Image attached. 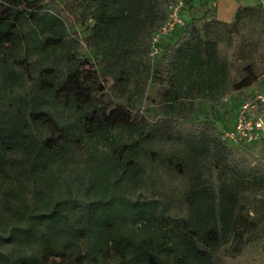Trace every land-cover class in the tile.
Listing matches in <instances>:
<instances>
[{"label":"trees","instance_id":"16d2710c","mask_svg":"<svg viewBox=\"0 0 264 264\" xmlns=\"http://www.w3.org/2000/svg\"><path fill=\"white\" fill-rule=\"evenodd\" d=\"M171 1L0 0V224L5 212L13 219L0 230V264H168L169 258L173 264H222L220 247L242 239L233 184L250 172L208 120L193 117L200 101L217 108L230 90L255 81L256 72L247 65L245 75L232 83L234 62L228 54L233 28L255 7H238L231 26L216 19L202 27L186 21L171 42L161 43L155 65L146 61L143 81L134 76L131 94L115 89L124 86L118 74L128 75L132 67L138 71V48L147 52ZM81 11L91 17L79 20ZM92 19L85 37L67 32L75 22L87 25ZM22 48L53 59L52 64L34 74ZM85 48L95 59L82 55ZM57 49L66 57L63 75L53 62ZM14 89L19 92L12 104L8 96ZM55 115L60 120L55 118L53 136L42 116L53 120ZM162 129L210 147L219 168L215 185L199 176L192 180L189 220L157 217L150 207L141 209L115 195L124 174L135 179L141 142ZM119 130L130 136L129 143L108 141L109 152L95 154V142ZM78 142L98 158L95 171L107 163L117 173L99 195L84 192L90 179L82 172L76 181L72 173L65 175L60 194L47 181L50 168ZM127 221L140 223L139 238L126 234Z\"/></svg>","mask_w":264,"mask_h":264},{"label":"rangeland","instance_id":"374dc122","mask_svg":"<svg viewBox=\"0 0 264 264\" xmlns=\"http://www.w3.org/2000/svg\"><path fill=\"white\" fill-rule=\"evenodd\" d=\"M208 6L209 3L205 0L201 5L203 10L194 11L191 7L193 16H189L186 21H196L202 27L208 20L214 19L211 17L213 15L210 14L211 9ZM254 7L255 10L243 14L239 25L233 28V47L228 51V54L232 58L231 61L234 62V65L231 66L230 81L237 83L245 75L243 68L247 65H250L256 72L255 81L250 87L241 91L230 90L217 108L213 109L209 103L200 101L193 117V120H208L220 134L233 126L236 109L240 102L258 94L264 96V4ZM77 17L81 20L84 17H91V14L87 11H81L77 13ZM233 22L234 17L227 24L231 26ZM92 24L93 19L88 21L87 25L77 21L73 27L67 28V32H75L80 38H83L87 35V29ZM25 37L22 36L21 39L24 44ZM140 39L141 34L138 38L139 42ZM168 41L171 42V38L163 39V45L167 44ZM219 46L222 48V44ZM21 50L20 54L33 62L34 74L38 72L41 66L52 64L51 60L53 59L46 61L40 54L31 53L30 49H28V56L26 49L22 48ZM138 50H140L139 60L141 62V65L139 63L136 67L138 71L132 67L129 69L128 75L118 74L124 78L123 81L120 80L119 82V84L123 83L124 86H117L115 89L125 96L135 90L133 89L134 76L140 75V81H143L145 77V65L149 59L145 48L139 47ZM82 55L92 60L95 59L93 51L89 48H85ZM54 56L53 62L56 63L59 75L65 74L67 62L63 51L57 49ZM155 62L156 60L151 63L155 65ZM113 81L114 79L109 78V84ZM18 92L16 89L12 90L8 96V101L12 104L13 102L16 103ZM113 94H110L111 98H113ZM55 118L60 120L58 115H55L53 120L42 116V119L46 120L45 123H47L46 132L53 136L58 134ZM158 132L141 142L136 160L135 179L133 180L131 176L124 174L115 189V195L122 197L124 203L133 204L141 209L150 207L151 212L157 217L163 216L170 221L176 218L192 219L193 216L186 198L192 180L199 176L214 185L217 184L219 168L215 163L213 151L210 147H201L202 145L194 141L192 137H186L175 129H162ZM113 140L129 143L130 136L125 131H114L108 136V140L95 142L98 150L95 154L100 151L104 157L103 153L109 152L108 141ZM79 145L81 142L72 144L67 158L53 165L48 172L47 181L51 182L50 188L55 194L61 193L64 176L71 173L74 181L78 179V172L87 175L90 184L83 189L88 195H99L104 192L107 189V182L112 181L117 176L116 171L111 170L107 163L95 171L98 158L90 153V149L79 148ZM229 148L236 150L238 156L245 162L250 176L241 180V183L233 184L234 193L238 200L236 210L239 213L242 228L245 230L240 241L237 243L229 241L220 247L221 261L222 264H264V145L242 144ZM226 178L231 181V184L235 181L229 176ZM96 182L100 183L99 187L95 186ZM74 186L77 187V184ZM215 195L218 196V193L215 192ZM11 221L13 219L9 213L5 212V215L2 216L0 230L4 224L10 225ZM139 226L140 223L133 224L127 221L124 230L131 237L139 238L140 234L137 232ZM113 259V257L110 258V260ZM59 261L60 259H57V262ZM167 262L173 264L171 258ZM69 264L73 263L70 262Z\"/></svg>","mask_w":264,"mask_h":264},{"label":"built area","instance_id":"2783aa9c","mask_svg":"<svg viewBox=\"0 0 264 264\" xmlns=\"http://www.w3.org/2000/svg\"><path fill=\"white\" fill-rule=\"evenodd\" d=\"M194 0H172L164 22L151 34L147 57L154 62L161 53L163 39L171 37L176 30L186 25V5ZM220 140L228 147L242 144L264 145V96L260 94L240 102L235 113V122L230 129L220 134Z\"/></svg>","mask_w":264,"mask_h":264},{"label":"crops","instance_id":"0c3cea01","mask_svg":"<svg viewBox=\"0 0 264 264\" xmlns=\"http://www.w3.org/2000/svg\"><path fill=\"white\" fill-rule=\"evenodd\" d=\"M209 3L208 8L211 9L210 14L212 18L230 23L238 9V7H254L256 5L264 4V0H206ZM205 0H194L186 5L184 12L185 19L192 15L191 7L194 11H198ZM198 15V14H197ZM193 16V15H192Z\"/></svg>","mask_w":264,"mask_h":264}]
</instances>
